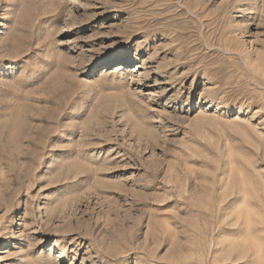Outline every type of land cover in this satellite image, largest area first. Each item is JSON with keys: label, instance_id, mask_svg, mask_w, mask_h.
I'll return each mask as SVG.
<instances>
[{"label": "rangeland", "instance_id": "374dc122", "mask_svg": "<svg viewBox=\"0 0 264 264\" xmlns=\"http://www.w3.org/2000/svg\"><path fill=\"white\" fill-rule=\"evenodd\" d=\"M0 264H264V0H0Z\"/></svg>", "mask_w": 264, "mask_h": 264}, {"label": "bare ground", "instance_id": "6f19581e", "mask_svg": "<svg viewBox=\"0 0 264 264\" xmlns=\"http://www.w3.org/2000/svg\"><path fill=\"white\" fill-rule=\"evenodd\" d=\"M4 252H6V251H4Z\"/></svg>", "mask_w": 264, "mask_h": 264}]
</instances>
